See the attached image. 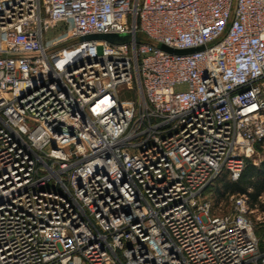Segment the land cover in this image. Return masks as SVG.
<instances>
[{
  "label": "built area",
  "instance_id": "obj_1",
  "mask_svg": "<svg viewBox=\"0 0 264 264\" xmlns=\"http://www.w3.org/2000/svg\"><path fill=\"white\" fill-rule=\"evenodd\" d=\"M263 143L264 0H0V264H264Z\"/></svg>",
  "mask_w": 264,
  "mask_h": 264
},
{
  "label": "rangeland",
  "instance_id": "obj_2",
  "mask_svg": "<svg viewBox=\"0 0 264 264\" xmlns=\"http://www.w3.org/2000/svg\"><path fill=\"white\" fill-rule=\"evenodd\" d=\"M125 93V89L119 90V95L121 97H123ZM247 161L248 163H251L256 167H259L260 163L264 161V143L262 147L257 146L255 153ZM256 178L257 176L255 175V179ZM235 182L236 180L231 179L229 174L225 172L221 174V177L218 181L208 187V189L206 190V195L212 202L213 213L224 214L225 212H227V210L229 209L230 195L237 194L238 192L232 191V186L226 187V183H229V185H231ZM246 191L247 194L249 192H252V185H249ZM251 203L256 204V208H258V211L260 212H256V214L254 213V215L251 216V219L254 222L255 235L258 237V241L262 245H264V190L258 195L257 199L253 202L251 201ZM258 216H261V218L259 219Z\"/></svg>",
  "mask_w": 264,
  "mask_h": 264
},
{
  "label": "trees",
  "instance_id": "obj_3",
  "mask_svg": "<svg viewBox=\"0 0 264 264\" xmlns=\"http://www.w3.org/2000/svg\"><path fill=\"white\" fill-rule=\"evenodd\" d=\"M255 175L257 176L256 179H255ZM220 177L221 175L218 178H216L214 183L218 181ZM232 184L229 185V183H226V187L232 186V191L238 193H246L247 187L249 185H252L253 191L249 192L248 194L250 201L252 202L255 201L258 195L264 190V161L260 163L259 167H256L255 165L248 163V161H246V164L239 178L236 180L235 183ZM259 248L260 251H264V245H262L260 242H259Z\"/></svg>",
  "mask_w": 264,
  "mask_h": 264
},
{
  "label": "water",
  "instance_id": "obj_4",
  "mask_svg": "<svg viewBox=\"0 0 264 264\" xmlns=\"http://www.w3.org/2000/svg\"><path fill=\"white\" fill-rule=\"evenodd\" d=\"M82 38L83 39H91V38L105 39V40L112 42V41L116 40L117 36L115 34H111V33H94V34L84 35ZM160 47L163 50L173 52V53H187V52H191V51H194V50L200 48V47H196V48L178 49V48H172V47L167 46L165 44H161Z\"/></svg>",
  "mask_w": 264,
  "mask_h": 264
}]
</instances>
